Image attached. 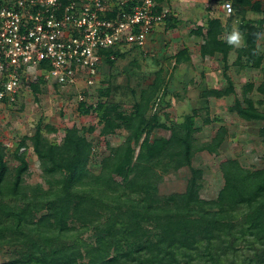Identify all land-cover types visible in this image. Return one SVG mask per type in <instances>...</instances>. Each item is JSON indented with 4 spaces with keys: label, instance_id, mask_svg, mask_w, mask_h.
<instances>
[{
    "label": "trees",
    "instance_id": "obj_1",
    "mask_svg": "<svg viewBox=\"0 0 264 264\" xmlns=\"http://www.w3.org/2000/svg\"><path fill=\"white\" fill-rule=\"evenodd\" d=\"M222 1L233 11L226 23L208 16L203 27L189 32L201 38L203 58L219 57L226 82L223 88L202 89L199 98L206 103L210 97L233 96L230 112L264 123V81H245L239 95L230 75L231 67L239 74L263 67L264 52L252 34L264 32V0ZM250 11L262 17L246 18ZM234 17L243 34L240 48L226 42ZM180 23L175 14L163 21L166 30ZM136 48L102 51L100 72L106 74L98 99L91 104L84 99L77 109L83 116L95 115V124L66 127L56 141L45 132L57 133L59 128L40 118L33 133L13 149L0 142V249L10 255L0 264H264V170L254 172L237 158L226 159L220 165L223 186L215 197H202L204 172L193 166V157L203 151L217 154L228 129L221 125L210 140L198 142L196 118L201 114L206 125L216 120L207 104L193 108L181 121L164 120L173 72L165 66L145 84L139 62L131 61L126 87L132 100L126 101L117 76L106 71ZM164 59L173 60L175 70L191 63V52L185 47ZM26 82L38 100L47 81L37 76ZM254 92L261 97H252ZM163 116L168 118L166 112ZM159 129L169 131L170 137L157 140ZM97 130L106 137L127 133L120 144L107 147L98 172L90 166L95 145L88 138ZM258 134L264 140V124ZM30 150L38 160L40 182L26 179ZM11 160L17 164L11 166ZM184 167L190 170L185 190L162 194L164 176Z\"/></svg>",
    "mask_w": 264,
    "mask_h": 264
},
{
    "label": "rangeland",
    "instance_id": "obj_2",
    "mask_svg": "<svg viewBox=\"0 0 264 264\" xmlns=\"http://www.w3.org/2000/svg\"><path fill=\"white\" fill-rule=\"evenodd\" d=\"M226 2L222 0H171L170 7L173 14L177 16L181 23L176 29L166 30L161 23L156 31L148 38L145 48L137 47L130 56L117 62L113 70L106 72L117 76L118 84L124 89L126 101H131V95L127 89V69L130 62L136 59L143 73H145V84L153 79V73L160 66H165L168 71H173L170 76V106L164 112L168 118L162 117L166 121H181L184 116L195 107H202L205 104L209 107L211 117L216 120L210 125L203 124L201 114L196 118V124L201 127L197 133L198 142L210 140L217 129L224 125L228 129V136L222 143L217 154L207 151L196 153L193 157V166L203 170L201 195L204 198H213L223 186V177L220 165L229 158H237L241 163L254 172L264 170V140L259 137V128L264 123L248 122L240 118L237 114L228 110L233 104L234 97L226 96L222 98L210 97L204 103L199 98V94L204 88H223L226 82L222 77L221 61L219 57L206 56L200 54L201 38L189 34L191 29L203 27L208 16L220 17L223 23L231 16L227 9L222 7ZM261 14L248 12L246 18H260ZM238 22L239 18L232 19ZM154 35V36H153ZM151 37H154L151 39ZM259 47L264 52V37L259 39ZM189 48L191 52V63H181L173 70L174 61H166L167 54L172 55L180 49ZM235 59V52L230 54V60ZM106 73H98L97 80L89 87L86 83L79 82L76 85H64L56 87L54 83L47 82L42 86V92L37 96L33 94L26 81L35 80L33 77L25 75V81L21 82L19 93L15 102L0 103V142L13 149L16 142L23 136L33 133L35 126L40 118L45 123H50L59 128L57 133L45 134L56 141H60L64 134V128L76 125L78 127H88L96 123L95 115L83 116L78 112V104L81 101L79 95H83L88 104L97 101V89L103 86L102 79ZM230 75L236 83L237 93L240 95L241 86L247 80H253L256 85L264 81V63L261 70H252L236 73L235 68L231 67ZM23 79V78H21ZM87 92L85 96L83 91ZM254 98L261 96L257 92L251 95ZM130 103L125 102V107L129 108ZM204 114V111L201 112ZM125 131H119L111 136H99V130L88 134V138L94 142V157L90 164L98 172V160L107 153L109 145H118L126 137ZM154 137L163 141L170 137L167 130L159 129L154 133ZM31 152V150H30ZM30 175L26 176L29 183L40 182L41 170L38 160L32 152L29 155ZM11 166L17 164L11 160ZM190 177V170L184 167L176 172H171L164 176L160 186V192L167 194L170 192L184 191ZM10 255L0 249V262L7 261Z\"/></svg>",
    "mask_w": 264,
    "mask_h": 264
},
{
    "label": "built area",
    "instance_id": "obj_3",
    "mask_svg": "<svg viewBox=\"0 0 264 264\" xmlns=\"http://www.w3.org/2000/svg\"><path fill=\"white\" fill-rule=\"evenodd\" d=\"M1 2L0 100L8 103L15 102L21 78L28 74L61 86L93 85L103 50L145 48L150 35L173 14L168 3L159 5L158 0Z\"/></svg>",
    "mask_w": 264,
    "mask_h": 264
},
{
    "label": "clouds",
    "instance_id": "obj_4",
    "mask_svg": "<svg viewBox=\"0 0 264 264\" xmlns=\"http://www.w3.org/2000/svg\"><path fill=\"white\" fill-rule=\"evenodd\" d=\"M226 3H229V2H226ZM226 3L222 7L227 9L228 14H231L232 6H231V4H226ZM168 4L170 5L171 2H168ZM237 24H238V22L234 21L230 34L226 35V42L228 43V45L233 46L234 48H240L243 44V34L239 30ZM252 35L257 40H259L262 37H264V32H254ZM253 54L255 55L256 53L254 52Z\"/></svg>",
    "mask_w": 264,
    "mask_h": 264
},
{
    "label": "crops",
    "instance_id": "obj_5",
    "mask_svg": "<svg viewBox=\"0 0 264 264\" xmlns=\"http://www.w3.org/2000/svg\"><path fill=\"white\" fill-rule=\"evenodd\" d=\"M168 2H171V0H168ZM154 35H155V33H154ZM154 35H153V36H154ZM153 38H154V37H151V39H153ZM200 44H201V43H200Z\"/></svg>",
    "mask_w": 264,
    "mask_h": 264
}]
</instances>
